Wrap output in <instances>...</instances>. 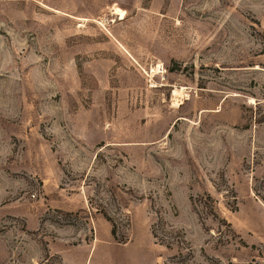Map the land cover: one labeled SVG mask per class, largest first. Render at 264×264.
Returning a JSON list of instances; mask_svg holds the SVG:
<instances>
[{
  "label": "rangeland",
  "instance_id": "rangeland-1",
  "mask_svg": "<svg viewBox=\"0 0 264 264\" xmlns=\"http://www.w3.org/2000/svg\"><path fill=\"white\" fill-rule=\"evenodd\" d=\"M0 264H264V0H0Z\"/></svg>",
  "mask_w": 264,
  "mask_h": 264
},
{
  "label": "trees",
  "instance_id": "trees-1",
  "mask_svg": "<svg viewBox=\"0 0 264 264\" xmlns=\"http://www.w3.org/2000/svg\"><path fill=\"white\" fill-rule=\"evenodd\" d=\"M104 215H105V217L107 218L108 221L113 222L108 216H106V214H104ZM112 224H113V223H112ZM113 226H114L113 236H114V238L117 240V238H116V225L113 224Z\"/></svg>",
  "mask_w": 264,
  "mask_h": 264
},
{
  "label": "bare ground",
  "instance_id": "bare-ground-1",
  "mask_svg": "<svg viewBox=\"0 0 264 264\" xmlns=\"http://www.w3.org/2000/svg\"><path fill=\"white\" fill-rule=\"evenodd\" d=\"M156 73V72H155Z\"/></svg>",
  "mask_w": 264,
  "mask_h": 264
}]
</instances>
